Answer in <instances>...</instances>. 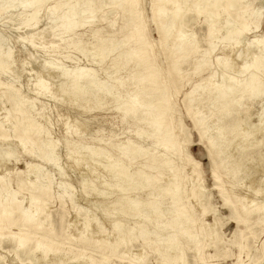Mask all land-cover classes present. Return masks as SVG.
<instances>
[{
	"label": "snow or ice",
	"instance_id": "obj_1",
	"mask_svg": "<svg viewBox=\"0 0 264 264\" xmlns=\"http://www.w3.org/2000/svg\"><path fill=\"white\" fill-rule=\"evenodd\" d=\"M30 6L47 9L46 17L37 13L31 23L47 21L54 48L63 46L66 54L101 65L91 79L104 85L102 99L114 97L118 104L114 127L121 134L113 139L135 155L110 154L120 171L105 175L101 183L86 150L76 145L80 121L73 123L71 110L36 131L19 125L14 130L11 120L0 125V184L19 205L18 211L6 213L8 235H0V247L14 258L0 257V264H72L47 259L52 252L41 230L47 227L57 235L49 215L57 202L66 216L78 217L70 239L85 255L77 264H264V171L258 184L249 183L250 169L241 156L225 162L222 151L227 131L244 145L242 152L258 148L264 168V0H48ZM129 25H134L131 36L126 35ZM176 36L190 71L209 82L223 101L218 124L224 126L214 130L216 138H207L200 124L181 126L179 135L171 127L163 142L152 143L157 137L150 128L163 131V124L146 121L143 110L150 102L136 89L134 73L124 74L131 70V57ZM81 93L96 94L82 84L64 99L82 104ZM197 143L207 146V162L196 155ZM164 147L178 151L173 170L186 175L183 170L190 167L194 178L210 173L224 193L222 204L205 205L203 213L189 210L188 226L175 212L166 219L168 206L157 195L171 178L153 159ZM44 165L55 170L48 172ZM40 253L44 258L37 260Z\"/></svg>",
	"mask_w": 264,
	"mask_h": 264
},
{
	"label": "bare ground",
	"instance_id": "obj_2",
	"mask_svg": "<svg viewBox=\"0 0 264 264\" xmlns=\"http://www.w3.org/2000/svg\"><path fill=\"white\" fill-rule=\"evenodd\" d=\"M3 2L4 1L0 0V4ZM46 2H48V0H6L5 4L6 5L17 4L19 7H21L20 8L21 11L22 10L26 11V8L31 7L30 5L46 3ZM4 8H5L4 5L0 6V12L4 10ZM31 8L32 10L29 12L30 15L27 18L28 19L27 24H25L27 26L30 25L29 23H31L34 20V18L36 17V14L41 10L40 8H34V7H31ZM133 27L134 25H129L126 35L131 36L133 34L132 32ZM49 33H50L49 36H51V30ZM40 39L41 37L39 38V41ZM28 41L30 42L29 45H31L32 37H31V41L30 40ZM29 42L26 41L25 43H29ZM45 46H48V45H45ZM38 47H41V46L39 45ZM159 47L162 49V52L165 55V58L168 60L170 64L167 74L168 75L177 74L179 70V65L187 60L186 59L187 53L183 50L178 36L173 37V40L170 44H167V40H166L164 44ZM41 48H42V51H44L43 50L44 48L43 47ZM58 50H61V49H58ZM52 51L55 53L56 48L52 47ZM9 54L8 53L2 54L0 52V71L6 72L9 66L11 65L10 64L11 61H9V57H10ZM31 56L33 55H30V57ZM44 58H47V57H44ZM131 59L133 60V63L131 65V70L125 73L124 75L125 76L132 75L134 73V82L136 84V89L140 93L142 99L147 98L150 102L149 106H147L143 110L144 112L147 113L145 117L146 121L151 122V123L158 122V123L163 124V131H161L158 128H154V127L150 128L153 134L157 137V140L152 141V143L163 142V140L165 139L164 133L170 131V128L173 127L171 122L173 119V114H174L175 109H174V103H173L172 98L174 97V94L176 93L177 87H174L172 90H170L169 86H167V84H165L162 81L163 72H162V68L158 65L157 54L155 52V49L154 50L147 49L146 51H142L140 54L131 57ZM57 68L58 67L47 65L42 69H43L44 75L46 74L47 76L52 77L53 70L54 69L57 70ZM78 70L79 71L77 73L69 76V86H68L69 91L79 89L82 84H87L89 92H91L92 90H95V93H96L95 95H88V96H85L83 93H81V99L83 100V103L79 104L81 111H90V110L100 111L106 105H113L114 109L116 110L118 107V104L115 102L114 97L102 99L105 95L106 90L103 84L93 81L91 79V76L94 72L90 69H78ZM38 74L36 75L38 76ZM42 79L38 78V81H35L36 85H35V96L34 97L36 98L38 95H42V94L46 96H49V95L52 96V93H53L49 91V86L51 85H49L48 83L50 80L48 82L47 81L44 82L47 78L45 80H42ZM206 83L207 84L205 86H201V87L195 86L193 92L184 95V99H183L184 108H185L186 113L191 115L192 123L194 127H196L197 124H200L201 126H204L206 128L207 138H216L218 134L215 133L214 130L218 126L219 127L224 126L222 124H218V122L222 119V115H223L221 111L223 107V101L220 100L219 97L214 93L212 85L209 82H206ZM10 86L11 87L6 90L5 95L7 97V101L10 103L11 111L14 113V117L17 120L16 122H18V125L21 128L27 126L29 129L36 131L37 126L40 124L34 123V120H33L34 117L32 114L36 110L41 111L42 109L41 106L36 109V104L38 102L36 98L27 96L24 92H22L21 87L18 86L17 83L14 86L12 85ZM54 98H51V99H54ZM65 104L68 106V103H65ZM201 104L202 105L204 104L205 106H207V112L215 110L214 119L213 121L210 120L211 121L210 123L208 120L204 119V115H205L204 113H200V114L193 113L194 108ZM78 115L80 114L78 113ZM2 119L3 120L0 121V125H6L8 121V113H6L5 116L2 117ZM76 120L74 119L73 123H75ZM79 121H80L81 135L78 138L83 139L82 134H84L86 130H85V126L83 125L82 121L80 119ZM45 123L46 122H44V125ZM14 130H15V126H14ZM197 133H198V137H200V133L198 130H197ZM223 135L225 139L222 141V143L224 144L222 151L224 152L225 162H230L229 161L230 156H241V158L245 162L246 167L249 168L250 162H253V160H255L254 159L255 155L257 156L258 154L259 155L258 159L260 160V151L258 148L252 149L249 146V150L247 152H242L244 145L241 144L240 140L236 139L235 136L229 135L227 131L224 132ZM75 142H76L78 149L86 150L85 151L86 158L90 162H93V168L96 172L99 173V176L101 178V183H103V178L105 177V175L111 176L115 174L116 172L120 171L118 162L116 160L109 158L110 154L119 156L121 157V159H123L124 157H127L129 152H132L133 155H135L134 149L122 148L121 144H115V143L109 142L108 144L102 145L100 147H93L88 144H83L82 142H80V140L75 141ZM0 146H2V144H0ZM203 148L206 150L208 157H209L207 146L205 145L203 146ZM168 151L169 149L167 147H164L161 149V153L155 154L153 157V159L155 160V166L158 169H165L170 174V177H171L168 181H166L164 185L165 190L163 192L157 191V195L164 197L165 203L168 206V208L166 209L165 218L167 219L168 215H170L172 212H175L177 216L179 217V222L184 224L185 226H188V219L190 215L189 210L198 209L199 211H201V213H203L205 205L210 206L209 194H208V191L202 185L201 177L194 178L192 173L188 175L187 174L184 175L179 169L173 170V168L170 165V161L168 159V154H167ZM145 158L148 159V157H145ZM95 161L98 164L102 165V169L107 170V172H104L103 174H101V170L98 171L99 170L97 169L98 167L96 168V166L94 165ZM259 163H257V166L260 165ZM49 166L52 169H55V165H49ZM251 167H252V164L250 168ZM35 178H36L35 176L32 177V179H35ZM219 196L223 203L224 193L220 192ZM18 210H19V205L15 204L12 201L10 195L5 190H3V185L0 184V235H2L1 231L6 229L9 226V223H8L9 217L6 216V213H10L12 211H18ZM59 211L60 212L56 214L55 217L49 214L51 217V221H50L51 224L53 225L54 228L57 229V235L53 236L47 227L44 228L47 230V234L44 235L47 237V239L44 241V243L50 248L52 252V254L50 255L52 257L51 260L56 261V262H60L64 260L68 261L71 258L72 256L71 248H67L64 250L62 248H63V244H65L68 241H71L70 239L71 234L69 233L70 228H71L70 226H73V228H76L77 223H78V217L75 214L77 217V220L72 221V225L69 224V225L64 226L62 223L64 222L66 215H65V210L61 209L60 204H59ZM80 226L82 227V225ZM192 227L194 228L195 225H192ZM61 228L64 230L62 233L60 232ZM60 237L62 239L59 241L57 238H60ZM74 242L76 244V247L81 250V248L78 245V242L76 241ZM8 247L10 249L11 245L9 244ZM3 249H4L3 247H0V250H3ZM82 256L83 254H79L78 256H75L73 258L74 262L77 263L78 257H82ZM0 257L2 256L0 255ZM35 258L37 260L43 259L44 258L43 253H40Z\"/></svg>",
	"mask_w": 264,
	"mask_h": 264
},
{
	"label": "rangeland",
	"instance_id": "obj_3",
	"mask_svg": "<svg viewBox=\"0 0 264 264\" xmlns=\"http://www.w3.org/2000/svg\"><path fill=\"white\" fill-rule=\"evenodd\" d=\"M2 1L4 2L1 3L0 6L4 5L5 8L4 10L0 12V48H1L0 52L2 54L3 53L9 54L11 52L12 53L9 54L10 56L9 61H11L10 63L11 65L9 66L6 72L0 71V103H1L0 104V110H1L0 111V121L3 120L2 117L5 116L6 113H8V120H11L13 128L14 126L16 127L18 125V122H16L17 120L14 117V113L11 111L10 103L7 101V97L5 95L6 90L11 87L10 85L14 86L17 83V85L21 87L22 92H24L27 96L36 98L34 97L35 96V85H36L35 81H38V78L40 79L43 78L42 80H45L47 78L44 82L46 81L48 82L50 80L48 83L49 85H51L49 86V91L53 92L52 93L53 97L50 95L46 96L44 94L37 96L36 100L38 102L36 104V109L40 106L42 109L41 111H37L34 108L36 110L32 114L34 117L33 118L34 123L44 124V122H46L45 126H47V124L50 122L52 117L56 116L57 114H63L67 116L68 111L71 109V112L73 114L72 119L73 118L75 120L80 119L83 125L85 126V130H86L84 134H82L83 139H79L78 137H76L74 138L75 141L80 140V142H82L83 144H88L93 147H100L102 145L108 144L109 142L115 143V144H121L120 140L113 139L114 135L120 136L121 134L120 130L114 127L115 123L119 120V113H117L113 105H106L100 111H92V110L81 111L79 104L74 105L73 103L66 102L64 99L67 93L70 92L68 89L70 75L77 73L79 71L78 69H90L94 73H96L101 68V65L99 63H94V62L93 64L92 60H89L87 56L83 57L77 53H72L71 55H68L64 52L63 46L56 48V52L54 53L52 51V47H53L52 45L56 44L57 42L54 40L52 32H51V36H49L50 29H47V21L42 19L40 20L39 25L37 26H34L32 23H29L30 25L27 26L25 24H27V20H28L27 18L30 15L29 12L32 10V8L29 7V8H26V11L25 10L21 11L20 9L21 7H19L17 4L6 5L5 4L6 0H2ZM38 13H41L45 17L48 15V11L46 8L41 9ZM121 15H123L122 12H121ZM39 36L41 37L40 41H39V38H40ZM31 37H32V42H31V45H29L30 42L28 40L31 41ZM25 39L29 43H25L26 42ZM167 44H170V43L167 41ZM34 45L36 46L34 47ZM39 45L44 48L43 49L44 51H42L41 47H38ZM45 45H48V46H45ZM58 49H61V50H58ZM155 52L157 54L158 65L162 68V72H163L162 81L165 84H167V86H169L170 90H172L174 87H177L176 93L174 94V97L172 98L175 110H174L173 119L171 123H172V126L178 130L177 135H179V129L181 128V126L183 128H195L192 123L191 115L187 114L185 111L184 102H183L184 95L193 92L195 86H199V87L205 86L207 84L206 83L207 81H203L197 78V76L190 71L188 60H186L185 62L179 65V70L177 74L168 75L167 71L169 69L170 64L168 60L165 58V55L163 54L162 49L159 46H157L155 48ZM29 54L33 56L30 57ZM47 55L50 57H48ZM44 57H47V58H44ZM47 65L58 67L57 70L55 69L53 70L52 77H49L46 74L44 75L42 68H44ZM12 73L15 74V78H13ZM36 74H38V76ZM35 77L36 78L38 77V78L36 79ZM49 78H51L52 80ZM51 98H54V99H51ZM65 103H68V106ZM77 112L80 115H78ZM193 113L194 114L204 113L205 114L204 119L208 120L210 123L214 119L215 110L207 112V106H205L204 104L203 105L201 104L194 108ZM60 127L61 125L58 124L57 131L60 130ZM196 137H197V140H199L197 131H196ZM128 138L129 137L124 136L122 139L126 141L128 140ZM189 139H191V136L189 137ZM2 143L3 142H0V144ZM148 143L149 142L147 140L144 141L145 146H148ZM167 154H168V159L170 161V165L172 167L171 162L179 159L178 151L175 153L168 151ZM196 155H198L202 161L207 162L208 154L206 150L203 147H201L199 143H197L196 145ZM258 158H259V155L258 154L257 156L255 155L254 159L255 160L257 159V160L256 161L253 160V162H250L249 164V169L250 170L252 169L249 175V181H248L249 183L258 184L260 180V171L262 172L264 170V168L261 167V164L259 163L260 160ZM257 163H259L260 165L257 166ZM251 164H252V167L250 168ZM94 165L96 166V168L98 167L97 168L99 169L98 171L101 170V174H103L104 172H107V170H103L102 165L98 164L96 161L94 162ZM44 167L47 169L48 172H52L55 170V169H52L49 165H44ZM183 172L186 173L187 175L190 174L191 173L190 167L184 168ZM201 179H202V185L208 191L210 206H214L217 202L222 204V201L219 196V193L221 192V190L220 188L215 186V182L212 180L211 174L209 173L208 176L201 177ZM240 191H246V189L237 190V192H240ZM18 199L23 200V197H19ZM83 206L84 205L81 204V207ZM53 209L54 211H50L49 214L55 217V215L60 212L59 202L53 205ZM224 214L227 215L228 213L225 212ZM75 220H77L75 213H68L62 224L64 226L69 225V224L72 225V221H75ZM76 229L77 227L73 228V226H71L70 231H69L71 236L76 234L77 232ZM14 231H18V229H14ZM42 233L43 235H46L47 230L44 229ZM1 234L8 235V233L4 230L1 231ZM61 237L57 239L60 241L62 239ZM67 248H71V251H72V256L68 260V261H71L72 264H77L73 260L75 256H78L79 254L85 255V253L82 250L76 247V244L73 240L68 241L65 244H63L62 249L64 250ZM0 255L6 259L13 258L11 256H6L4 249L0 250ZM51 258H52L51 256L48 257L49 260H51Z\"/></svg>",
	"mask_w": 264,
	"mask_h": 264
}]
</instances>
